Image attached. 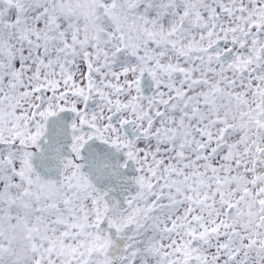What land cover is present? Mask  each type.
I'll return each instance as SVG.
<instances>
[{
  "label": "snow or ice",
  "instance_id": "obj_1",
  "mask_svg": "<svg viewBox=\"0 0 264 264\" xmlns=\"http://www.w3.org/2000/svg\"><path fill=\"white\" fill-rule=\"evenodd\" d=\"M0 264H264V0H0Z\"/></svg>",
  "mask_w": 264,
  "mask_h": 264
}]
</instances>
